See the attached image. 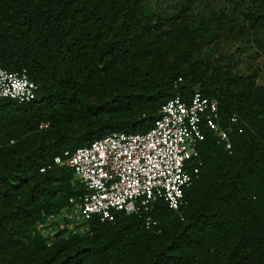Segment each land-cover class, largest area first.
I'll use <instances>...</instances> for the list:
<instances>
[{
	"label": "trees",
	"instance_id": "1",
	"mask_svg": "<svg viewBox=\"0 0 264 264\" xmlns=\"http://www.w3.org/2000/svg\"><path fill=\"white\" fill-rule=\"evenodd\" d=\"M247 46L264 63V0H0V66L38 86L25 103L0 97V264H264V77ZM195 91L217 99L231 148L201 122L185 205L155 199L152 228L124 212L70 223L86 187L54 157L146 132Z\"/></svg>",
	"mask_w": 264,
	"mask_h": 264
},
{
	"label": "built area",
	"instance_id": "2",
	"mask_svg": "<svg viewBox=\"0 0 264 264\" xmlns=\"http://www.w3.org/2000/svg\"><path fill=\"white\" fill-rule=\"evenodd\" d=\"M37 88L25 69L10 71L0 66V97L25 103L35 97ZM203 120L230 149V128L219 125L217 99L195 91L187 100L180 96L167 100L146 132H109L89 145L55 156L53 163L73 169L86 187L77 200L70 199L66 219L70 223L93 217L111 221L117 212H124L142 217L146 228L157 226L151 214L155 199L174 210L186 203L185 189L199 169L186 170L185 162L198 155ZM230 121L236 123L239 118L233 114Z\"/></svg>",
	"mask_w": 264,
	"mask_h": 264
},
{
	"label": "rangeland",
	"instance_id": "3",
	"mask_svg": "<svg viewBox=\"0 0 264 264\" xmlns=\"http://www.w3.org/2000/svg\"><path fill=\"white\" fill-rule=\"evenodd\" d=\"M182 1L183 0H144V2L152 9L157 11H165V12H171L175 10V8ZM232 1L233 0H192L193 7L202 10L209 9V7L212 4L220 5V6L224 4L226 5V7H228V5L231 4ZM249 53L252 54V51L251 48L247 46L245 49H243L242 60L244 62L247 61L252 67H256V66L260 67L262 70V76L264 77V63L256 58H254L253 60L248 59L247 56Z\"/></svg>",
	"mask_w": 264,
	"mask_h": 264
}]
</instances>
